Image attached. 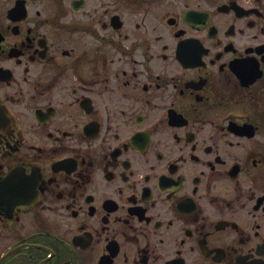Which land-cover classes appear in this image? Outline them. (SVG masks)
Here are the masks:
<instances>
[{
    "label": "flooded vegetation",
    "instance_id": "1",
    "mask_svg": "<svg viewBox=\"0 0 264 264\" xmlns=\"http://www.w3.org/2000/svg\"><path fill=\"white\" fill-rule=\"evenodd\" d=\"M0 264H264V0H0Z\"/></svg>",
    "mask_w": 264,
    "mask_h": 264
}]
</instances>
